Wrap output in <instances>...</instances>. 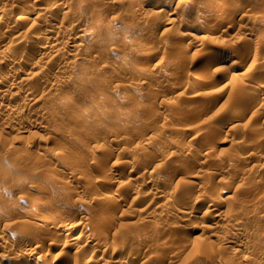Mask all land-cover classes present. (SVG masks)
Masks as SVG:
<instances>
[{
    "label": "rangeland",
    "instance_id": "374dc122",
    "mask_svg": "<svg viewBox=\"0 0 264 264\" xmlns=\"http://www.w3.org/2000/svg\"><path fill=\"white\" fill-rule=\"evenodd\" d=\"M263 33L264 0H0V264H264Z\"/></svg>",
    "mask_w": 264,
    "mask_h": 264
},
{
    "label": "bare ground",
    "instance_id": "6f19581e",
    "mask_svg": "<svg viewBox=\"0 0 264 264\" xmlns=\"http://www.w3.org/2000/svg\"><path fill=\"white\" fill-rule=\"evenodd\" d=\"M133 1V0H132ZM166 1V0H165ZM202 1V0H201ZM204 2H205V0H203ZM169 2H171V1H169ZM160 7V6H159ZM173 8V7H172ZM166 10V9H165ZM25 11V10H24ZM28 11V10H27ZM30 11V10H29ZM164 11V9L163 8H161V9H158V11H156L155 10V12H157L158 14L160 13V12H163ZM177 11V10H176ZM6 12H7V8H6ZM167 13V12H166ZM224 13V12H223ZM5 14V13H4ZM18 16H17V20H25L27 17H29V16H27L26 14H24V13H20L19 12V14H17ZM223 15H225V14H223ZM159 16V15H158ZM168 16V15H167ZM167 16H166V18H167ZM226 16H227V14H226ZM226 16H224L225 18H226ZM30 18V17H29ZM32 18V17H31ZM34 18V17H33ZM28 20V19H27ZM27 20H25V21H27ZM168 20V19H167ZM177 20V19H176ZM24 21V22H25ZM47 21V20H46ZM28 22V21H27ZM173 22H175V21H173V16H171V18H170V20L169 21H167V23L169 24H172L173 25ZM181 22V21H180ZM20 24V23H19ZM175 24V23H174ZM18 25V24H17ZM16 25V26H17ZM205 25V24H204ZM186 26V25H185ZM199 27H201V26H199ZM198 27V28H199ZM201 28H203V27H201ZM205 28V27H204ZM206 29V28H205ZM90 32V31H89ZM188 34V33H187ZM37 35V34H36ZM35 35V36H36ZM39 35V34H38ZM42 35V34H41ZM186 35V34H185ZM264 35V33L263 34H261V36L260 37H258V38H263L262 36ZM16 36V35H15ZM17 36H18V34H17ZM81 36V35H80ZM194 36V35H193ZM171 37V34H170V36L168 35V37H167V40H169V38ZM38 38V37H37ZM45 38V37H44ZM51 38V37H50ZM80 38V37H79ZM14 39H16V37L14 38ZM13 39V40H14ZM73 39H74V37H73ZM46 40V39H45ZM45 40H43V42H44V45H46V41ZM57 40V39H56ZM66 40H68V39H66ZM163 40H166L165 38L163 39ZM166 40V41H167ZM16 41L17 40H15V41H13V42H15L16 43ZM19 41V40H18ZM37 41H39V40H37ZM166 41H163V42H166ZM170 41V40H169ZM42 42V43H43ZM168 42V41H167ZM37 43V42H36ZM41 43V42H40ZM48 43V42H47ZM53 44H54V42H52ZM170 43V42H169ZM39 44V43H38ZM256 44V43H255ZM254 44V45H255ZM13 45V44H12ZM16 45V44H15ZM18 45V44H17ZM43 45V44H42ZM50 45V44H49ZM14 46V45H13ZM154 46V45H153ZM151 47V48H149V52L150 53H155L156 51H157V48H155V47ZM237 46V45H236ZM251 46V45H250ZM20 47V46H19ZM43 47V46H42ZM238 47V46H237ZM44 48H46L45 46H44ZM258 49V47H255L254 48V50L255 49ZM14 49V48H13ZM160 49V48H159ZM158 49V50H159ZM233 49H235V48H233ZM251 49V48H250ZM223 50V49H222ZM236 50V49H235ZM253 50V49H252ZM254 50H253V52H254ZM3 51V50H2ZM33 51H35L34 49L32 50V53H33ZM61 51H62V49H61ZM231 51H234V50H231ZM248 51V50H247ZM258 50H256V52H257ZM65 52V51H64ZM235 52V51H234ZM4 53V52H3ZM6 53V52H5ZM36 53V52H35ZM250 53H251V51H250ZM156 54V53H155ZM224 54H225V52H224ZM241 54V56H239V57H241L242 58V60L245 58H247V56H249L248 55V52H241L240 53ZM255 54V53H254ZM0 55H2V53L0 54ZM5 55V54H4ZM33 55V54H32ZM148 55V54H147ZM213 56H212V58L214 59V60H220L222 57H224L223 56V52H221V50H220V52L219 51H216L214 54H212ZM227 55V54H226ZM230 56V55H229ZM3 57V56H2ZM1 59V58H0ZM238 59H240V58H238ZM244 59V60H245ZM2 60H4V59H2ZM241 61V60H240ZM1 62V61H0ZM211 62H212V60H211ZM211 62H210V64H211ZM241 62H243V61H241ZM246 62V61H245ZM240 62H237V65L239 64ZM206 67V66H205ZM106 73V72H105ZM200 73V72H199ZM109 74H110V72H109ZM167 75H173V70L171 71V69H170V72L168 71V74ZM195 75H198V74H195ZM201 75V74H200ZM107 76H108V74H107ZM168 77V76H167ZM195 78H197V80L200 78H198L197 76H195ZM195 78H194V80H195ZM193 79V78H192ZM194 80H191V82H190V80L188 81V82H190V83H192V85H194L193 83H194ZM259 82V81H258ZM261 82V81H260ZM189 83V85H191ZM196 83V82H195ZM262 84H263V82H262ZM261 84V85H262ZM63 94H65L64 96H62L63 97V99H67L68 98V95H67V93H63ZM62 95V94H61ZM70 97V96H69ZM68 99H70V98H68ZM64 101V100H63ZM180 105V104H179ZM232 105H234V104H232ZM235 105H237V104H235ZM178 106V105H177ZM180 106H183V105H180ZM180 106H178V108L180 107ZM193 107V106H192ZM235 107H237V106H235ZM235 107L234 106H231V107H229V110L230 111H233L234 112V110H235ZM183 108V107H182ZM195 108V107H194ZM240 108V107H239ZM181 109V108H180ZM197 109V108H196ZM237 109V108H236ZM244 109H246V108H244ZM243 110V109H242ZM179 111V110H178ZM193 111V110H192ZM244 111V110H243ZM190 112V111H189ZM193 112H195V111H193ZM192 112V113H193ZM235 112H238L237 110L235 111ZM137 162V161H136ZM135 161H134V163H136ZM128 163H130V162H128ZM130 166H132V165H130ZM133 166H134V164H133ZM132 168V167H131ZM122 194V193H121ZM123 195V194H122ZM109 196H111L110 194L108 195V196H106L107 197V202L109 201L110 202V200L113 198H110ZM108 198L110 199V200H108ZM110 204V203H109ZM173 205V204H172ZM34 206V205H33ZM171 206V205H170ZM30 207L32 208V205H30ZM35 207V206H34ZM34 209V208H33ZM36 209V208H35ZM35 209L33 210V211H35ZM31 211V210H30ZM40 217V216H39ZM44 217V216H43ZM41 218H42V216H41ZM24 221V220H23ZM17 230H19V231H15L14 233L12 232V235L13 236H18V235H20L21 234V232L22 231H20V229H17ZM54 233H57V232H53V235H54ZM23 234V233H22ZM1 236V235H0ZM20 237V236H19ZM85 261V263H97V261H96V259L95 258H90V257H86V259L84 260Z\"/></svg>",
    "mask_w": 264,
    "mask_h": 264
}]
</instances>
